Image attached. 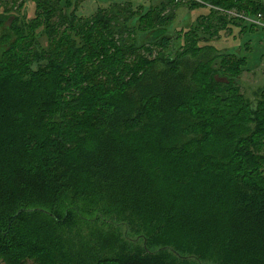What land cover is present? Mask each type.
Returning a JSON list of instances; mask_svg holds the SVG:
<instances>
[{"label": "trees", "instance_id": "16d2710c", "mask_svg": "<svg viewBox=\"0 0 264 264\" xmlns=\"http://www.w3.org/2000/svg\"><path fill=\"white\" fill-rule=\"evenodd\" d=\"M36 1L0 13V258L264 264V85L207 5L264 0ZM180 6L210 13L172 34Z\"/></svg>", "mask_w": 264, "mask_h": 264}, {"label": "rangeland", "instance_id": "374dc122", "mask_svg": "<svg viewBox=\"0 0 264 264\" xmlns=\"http://www.w3.org/2000/svg\"><path fill=\"white\" fill-rule=\"evenodd\" d=\"M76 2V0H71ZM84 4L80 5V11L82 14L90 15L93 13L96 5L104 3L97 2L96 0H83ZM41 2V0H40ZM134 7H139L141 4H149V0H134ZM38 7H37V4ZM42 3H38L36 0H0V13L10 11L13 8L12 15L9 16V20H12L16 15H26L29 19L40 18V13L43 12L40 8ZM106 6V5H105ZM210 7H201L193 13H189L185 7H179L175 10V19L172 22V29L170 33H180L184 30H188L192 24L197 22V17L201 14H209ZM244 27L242 31L241 27L234 26L233 30L230 28L224 31L220 38L214 42L215 46L219 50H232L238 54L245 56L247 59V67L242 77V85L250 94L252 90L264 85V28H251V26L243 22L241 24ZM152 40L151 34L145 35L141 38V41L148 43ZM183 44L182 39L176 41V47ZM225 81L224 78H221ZM221 118V115H217ZM123 230V229H122ZM36 258L33 261H28L25 264H39ZM0 264H6L2 258H0Z\"/></svg>", "mask_w": 264, "mask_h": 264}, {"label": "built area", "instance_id": "2783aa9c", "mask_svg": "<svg viewBox=\"0 0 264 264\" xmlns=\"http://www.w3.org/2000/svg\"><path fill=\"white\" fill-rule=\"evenodd\" d=\"M196 1H199V2H202L204 3L205 1L203 0H196ZM208 6H211V7H214L218 10H220L221 12H225V13H228L230 16L232 17H236V18H241V20H243V22H246L248 23L251 27H256V28H264V16L262 13H259V14H253V15H250V14H247V13H244V12H239L237 10H226L222 7H218V6H213L211 4H207Z\"/></svg>", "mask_w": 264, "mask_h": 264}, {"label": "bare ground", "instance_id": "6f19581e", "mask_svg": "<svg viewBox=\"0 0 264 264\" xmlns=\"http://www.w3.org/2000/svg\"><path fill=\"white\" fill-rule=\"evenodd\" d=\"M202 76H204V75H202ZM208 79V78H207ZM208 81V80H207ZM205 86V85H204ZM204 86H202V87H204ZM207 90V89H206ZM198 101V100H197ZM200 103H202V102H200ZM181 106V105H180ZM199 107V106H198ZM181 109V108H180ZM26 139V138H25ZM63 157V156H62ZM57 158H59V157H57Z\"/></svg>", "mask_w": 264, "mask_h": 264}]
</instances>
